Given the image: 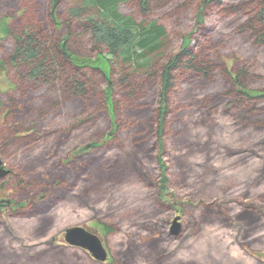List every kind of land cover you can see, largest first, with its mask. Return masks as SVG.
I'll list each match as a JSON object with an SVG mask.
<instances>
[{"label":"trees","instance_id":"16d2710c","mask_svg":"<svg viewBox=\"0 0 264 264\" xmlns=\"http://www.w3.org/2000/svg\"><path fill=\"white\" fill-rule=\"evenodd\" d=\"M130 1L145 21L120 14V3ZM172 1L80 0L60 13V0H24L21 15H8L15 25L7 17L0 20V33L14 42L0 63L18 76V95L0 103V154L6 146L25 149L22 163H12L10 173L0 180V192L13 193L0 202V217L6 213L37 217V234L44 237L50 212L62 202L76 200L97 211L101 198L128 180L157 189L163 200L172 184L173 166L179 167L183 178L192 169V160L212 164L217 153L212 143L217 108L245 120L264 115L260 106L264 89L248 85L249 68L257 71L258 59L236 63L231 71L218 68L213 53L225 39H216V27L205 21L215 14L220 20L244 15L238 31L250 34L255 52L264 54V0L226 5L223 0H195L190 7L196 8V25L177 50L166 27L148 20L156 8ZM184 4L188 5L181 3L178 9ZM187 23L188 19L185 27ZM73 40L81 48L78 51L70 46ZM218 69L225 73L224 90L205 92ZM67 105L79 115L68 125L62 121L45 131L41 139L36 123L45 126L49 117L62 116ZM98 120L103 127L94 130ZM247 124L264 132L262 121ZM81 127L95 131L90 153L79 149L69 157L64 149H72L69 142ZM175 203L157 202V206L173 211L180 205ZM202 208L216 212L212 206ZM235 217L246 237L264 214L246 203ZM150 220L155 228H141L142 233L128 238L117 253H109L107 264H169L166 221L159 215ZM97 227L106 233L117 231L115 223L101 221ZM70 248L47 242L45 249L27 247L19 252L0 243V264H97L86 251L81 255Z\"/></svg>","mask_w":264,"mask_h":264},{"label":"rangeland","instance_id":"374dc122","mask_svg":"<svg viewBox=\"0 0 264 264\" xmlns=\"http://www.w3.org/2000/svg\"><path fill=\"white\" fill-rule=\"evenodd\" d=\"M23 1L0 0V20L7 17L11 22L8 15L12 12L17 16L21 15L25 9L22 5ZM194 1L174 0L167 6L156 8L152 17L148 19L158 20L166 27L174 50L179 49L185 35L193 29L194 24L196 25V8L190 7ZM238 1L240 0H223L225 5ZM78 2L80 0H60L58 11L61 13L63 10L74 7ZM181 3L188 5L184 4L178 9ZM118 10L124 17H132L138 23L146 20L139 16L131 1L121 2ZM217 16L215 14L205 18L206 23L216 27L215 38L225 39L213 53V60L217 67L221 70L225 67L227 71H231L236 63L240 65L247 59H258L260 74L258 70L253 71L249 68L251 78L248 85L254 89H264V54L255 52L250 34H243L237 29L246 17L233 14L220 20ZM186 19H188V27L183 24ZM13 24L14 22H11V25ZM71 43L72 50L81 49L75 40ZM13 46V39L0 33V61L9 56ZM8 71L0 79V103L3 104L10 97L18 95L17 71L10 69ZM224 75L225 73L223 74L219 69L215 71L213 80L207 84L204 91L210 93L224 90ZM100 88L103 89L102 86ZM260 106H264V103ZM7 111L8 109L4 107L3 112ZM61 113L63 115L54 120L52 116L49 117L45 126L36 123L40 126L41 139L45 131L49 132L52 127L62 121L68 125L71 117L75 114L74 117L79 115V112L69 109V105ZM245 115L247 116L246 112ZM213 117L218 127L212 139L213 148L217 152L211 158L212 164L208 166L204 159L192 160L191 162L194 163L192 169L190 168L188 175L183 174V178L180 177L179 167L173 166L170 170L172 184L168 187L165 199L159 198L157 189L146 188L143 183L133 179L128 180L127 183L117 186L110 194L101 198L97 211L76 200L62 202L50 212L44 237H39L37 234L40 222L37 217H13L6 213L0 217V243L19 252L27 247L36 251L45 249L47 242L53 246H62L65 244L63 240L65 229L71 226H82L97 235L110 254H115L126 245L128 238L137 237L139 231L142 233L141 228H155L150 218L154 219L156 215H159L166 221L163 228L170 236V239L165 241L170 255L169 264L187 261L195 264H264V219L256 224L251 234L244 237L243 225L235 217L242 210V205L246 203L255 205L258 211L264 214V145H262L264 132L247 124L252 121L264 122V115L245 120L236 115L232 117L223 113L220 106ZM82 118L81 115L79 119ZM31 119L34 120L35 117ZM101 121L97 123L94 130L97 128L100 130L103 127ZM94 132L86 131L84 127H81L76 132V138L72 137L69 142L72 149L68 146L64 149L70 152L67 155L75 156L74 151L82 150L87 144H91ZM49 139L53 140V137ZM83 151L90 153V148ZM24 152L25 149L22 147L6 146L3 147V154H0V157L10 170L12 163H22ZM12 194V192H0V201L8 200ZM175 201L180 205H175L173 211H163L157 206V202L171 205ZM204 206H212L216 212L211 214L204 212L202 208ZM176 216L181 217L182 223L181 232L177 236L170 232L171 221ZM101 221L115 223L117 231L115 233L100 231L97 226ZM160 228L161 222L157 221L156 229L160 230ZM71 249L72 252L85 255L84 250L80 248L71 247L69 250ZM109 260L105 263L97 262V264H107Z\"/></svg>","mask_w":264,"mask_h":264},{"label":"water","instance_id":"95a60500","mask_svg":"<svg viewBox=\"0 0 264 264\" xmlns=\"http://www.w3.org/2000/svg\"><path fill=\"white\" fill-rule=\"evenodd\" d=\"M92 144H87L82 150L91 148ZM10 170L4 165L0 157V179L5 178ZM1 203L4 200L0 201ZM182 229L181 217L176 216L171 221L170 232L179 235ZM64 243L70 247L80 248L86 251L96 262L105 263L109 260V252L102 240L95 234L89 232L82 226H71L65 229Z\"/></svg>","mask_w":264,"mask_h":264},{"label":"flooded vegetation","instance_id":"af4514ba","mask_svg":"<svg viewBox=\"0 0 264 264\" xmlns=\"http://www.w3.org/2000/svg\"><path fill=\"white\" fill-rule=\"evenodd\" d=\"M6 74H7L6 66L0 63V79H1L2 75L5 76Z\"/></svg>","mask_w":264,"mask_h":264}]
</instances>
